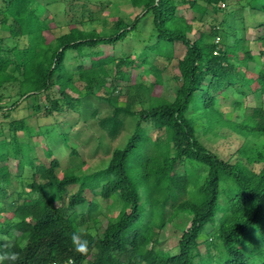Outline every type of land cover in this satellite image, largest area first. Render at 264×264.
<instances>
[{
	"label": "trees",
	"instance_id": "obj_1",
	"mask_svg": "<svg viewBox=\"0 0 264 264\" xmlns=\"http://www.w3.org/2000/svg\"><path fill=\"white\" fill-rule=\"evenodd\" d=\"M110 1L120 12L118 3L125 2L136 15L129 21L111 10L96 24L94 17L82 12V19L76 20L80 26L71 24L68 31L57 32L55 18L46 14L41 0H7L0 21V87L19 84L22 96L15 108L37 97L39 129L56 131L40 119L57 123L60 142L68 147L91 95H99L101 89L112 93L119 79L130 78L139 67L146 74L155 72L156 81H162L157 62L172 60L181 43L186 51L178 59L175 98L151 96L149 108L136 112L139 119L127 142L116 147L99 169L62 168L49 144L45 149L49 163L37 162L36 143L29 137L33 128L25 119L11 121L9 135L0 129V236L7 237L0 240V253L19 254L17 261L0 264H52L71 257L79 264H264V107L254 108L256 125L245 119L227 120L217 107L229 88L244 97L264 94V66L253 69L255 57L244 31L236 27V18L224 20L228 28L223 22L215 24L210 33L196 25L221 12L223 0H207L206 5L198 0ZM256 1L235 2L242 10L264 11ZM183 4L195 13L192 21L178 12ZM223 33H230L234 41L216 42L214 38ZM20 38L26 39L25 45ZM5 39L14 43L6 46ZM259 40L264 42V35ZM126 43L134 47L119 51ZM102 45H113L119 52ZM42 95L44 101L39 100ZM234 103L244 106L239 100ZM11 109L0 107L6 117ZM123 109L132 113L121 108L102 122L113 136L119 133L118 114ZM225 125L244 136L234 161L222 159L200 138L202 132L217 133ZM19 130L30 135L20 137ZM253 138L260 158L244 148ZM11 164L23 172L15 177ZM72 185L79 189L68 194ZM97 188L101 198L112 200L108 214L86 195V189ZM84 204L87 210L79 212ZM183 212H189L192 221L181 234L177 251L159 246L160 230ZM99 215L106 216L104 226ZM80 225L88 228L87 255L76 252L70 239ZM211 231L222 247L218 254L210 249L218 244L210 238L200 240ZM205 242L207 256L201 255Z\"/></svg>",
	"mask_w": 264,
	"mask_h": 264
},
{
	"label": "rangeland",
	"instance_id": "obj_2",
	"mask_svg": "<svg viewBox=\"0 0 264 264\" xmlns=\"http://www.w3.org/2000/svg\"><path fill=\"white\" fill-rule=\"evenodd\" d=\"M7 0H0V21L4 17L2 8L5 6ZM43 3V9L47 7L46 14L53 15L57 27V32H66L69 30L71 24H78L82 19V12L88 18L89 15L94 17V22L97 24L99 18L110 15L111 10L120 12V9L115 8L114 3L110 0H106V3H102L101 0H41ZM201 4L206 5L207 0H198ZM236 0H223L219 4L221 6V12L211 13L213 15H207L204 21L196 23L198 27L203 28L205 32L210 33L212 27L227 19L229 22L233 18H236L235 25L237 28H241L244 31V36L247 41V45L252 51L255 61L252 63L254 70L258 71L264 66V42L259 38L264 35V26L261 24L264 22V11L253 10L248 7L246 10L241 9L240 4L235 2ZM125 2H119L122 10L120 13L125 14L130 21L136 15V12L132 7ZM225 3V6L222 4ZM256 5H264V0H257ZM119 8V7H118ZM178 12L186 16L192 21L195 13L190 8L189 4H183L179 7ZM77 20V21H76ZM76 22V23H75ZM225 25V23H224ZM243 25L245 28H243ZM228 28V24L225 25ZM224 26V27H225ZM225 27V28H226ZM228 31V30H226ZM224 32V31H223ZM227 35H218L214 40L216 42H233L234 39ZM2 35L6 38L9 37V32L2 31ZM14 40V39H13ZM21 45H25L26 39H18ZM17 41V39H15ZM14 43L12 40L5 39V45ZM134 47V43H126L120 49L131 50ZM101 48H106L110 52H119L115 50L113 45H102ZM176 56L172 60L162 58L157 62L162 75V81L157 82V74L155 72L145 73L144 69L139 67L132 70L130 78L119 79V87L114 90L112 87V93L107 92L105 89H101L99 95H91L84 103V111L80 116L79 122L73 128V134L76 136L70 141V147L66 146L63 142H60L59 128L57 123L51 124L50 121L40 119L42 125L44 123L50 124L54 130L52 134H49L45 127L39 129V122L37 115L34 111V105L36 104L37 97L32 96L27 102L21 103L20 106L15 108L14 103L21 98V91L17 82L6 83L3 87H0V107H13L10 110V116H5L6 110H0V129L10 134V122L15 119H25L29 126H32L33 131L31 135L23 130L18 131L20 137L30 135V141L36 143V156L37 162L49 163L50 158L46 154V146L49 144L53 150V157L60 158L62 162V168L68 169H99L104 167L111 157L113 150L118 146H123L128 137L134 131L139 119V114H136L140 109L149 108L151 103V96H161L167 99H174L175 94L180 83L178 59L183 56L186 51V47L177 43L175 46ZM113 82V79H109V84ZM150 84H154L153 87ZM116 95V96H115ZM40 101H44V96H40ZM235 100H239L244 104L243 107L235 106ZM264 107V94L258 96L256 94H249L244 97L229 88L225 95H222L218 102L217 107L225 113L227 120H243L245 119L250 125H256L259 122L258 115L254 114V108L258 106ZM126 108L132 111V113L126 114L125 109L119 113V117L122 120V124L119 133L113 136L109 133L102 122L105 118L116 113L117 110ZM67 117V116H65ZM41 125V126H42ZM156 136V131H153ZM55 136L57 138H55ZM0 135V139H2ZM28 138V137H27ZM201 140L212 151L217 153L224 160H235V154L237 149L242 145L244 136L238 134L231 126H221V129L217 133L208 131L200 134ZM57 140V141H56ZM59 142V144L57 143ZM257 141L255 138L250 141L247 140L244 148L248 149L250 155H254L260 158L257 154ZM72 149L77 151V154H72ZM90 167V169H88ZM12 172L16 175L22 173V170H17L11 164ZM203 172L205 171L204 165H198L197 167ZM17 186L19 187L18 179L15 178ZM79 185H72L68 188V194L77 192ZM86 195L91 201H97L104 206V213L108 214L111 208L112 200L105 201L100 196V189L97 188L95 192L90 189H86ZM87 205H81L78 207L79 212H85ZM101 218L102 226L106 223V216L99 215ZM192 221V215L189 212L180 213L173 221L166 223V225L159 232V246L170 250L172 252L177 251L178 242L181 234L187 230ZM211 232H205L201 236V241L211 239L213 243L218 244L217 247L211 246V252L218 254L219 249L222 248L220 242L212 236ZM207 244H202L201 252L203 256H207ZM199 260V257L198 259Z\"/></svg>",
	"mask_w": 264,
	"mask_h": 264
},
{
	"label": "clouds",
	"instance_id": "obj_3",
	"mask_svg": "<svg viewBox=\"0 0 264 264\" xmlns=\"http://www.w3.org/2000/svg\"><path fill=\"white\" fill-rule=\"evenodd\" d=\"M88 234V228L86 225L78 226L70 236L71 242L74 246V250L81 255H87L89 251V242L84 239V236ZM0 240H7L6 236H0ZM19 259V254L16 252H3L0 253V262L17 261Z\"/></svg>",
	"mask_w": 264,
	"mask_h": 264
},
{
	"label": "built area",
	"instance_id": "obj_4",
	"mask_svg": "<svg viewBox=\"0 0 264 264\" xmlns=\"http://www.w3.org/2000/svg\"><path fill=\"white\" fill-rule=\"evenodd\" d=\"M222 5L225 6V3H223ZM52 264H79V263L75 258L71 257L65 260H57Z\"/></svg>",
	"mask_w": 264,
	"mask_h": 264
}]
</instances>
